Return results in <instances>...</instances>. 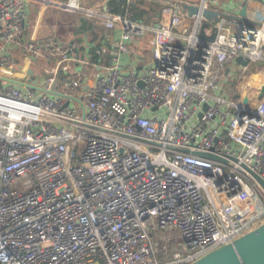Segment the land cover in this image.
Here are the masks:
<instances>
[{"label": "built area", "instance_id": "built-area-1", "mask_svg": "<svg viewBox=\"0 0 264 264\" xmlns=\"http://www.w3.org/2000/svg\"><path fill=\"white\" fill-rule=\"evenodd\" d=\"M28 1L0 0V264H189L264 221V96L242 104L259 81L240 82L264 61V12L254 30L219 0H156L150 22L105 9L118 34L89 61L25 36ZM36 59L55 64L33 83Z\"/></svg>", "mask_w": 264, "mask_h": 264}, {"label": "crops", "instance_id": "crops-1", "mask_svg": "<svg viewBox=\"0 0 264 264\" xmlns=\"http://www.w3.org/2000/svg\"><path fill=\"white\" fill-rule=\"evenodd\" d=\"M60 1H62V0H60ZM106 1L107 0H100L98 3L88 6V7H94L95 10L98 12V14L93 15V16H89V17H85L84 15H82L79 18V22L75 24V28H73L72 30H69L68 29L69 26H67V25L62 26V27H64L62 34H59V36L56 34L55 37H58L59 39H61L63 41H64V39H66V37H68L67 45L74 43L76 45V47L79 46L78 48L74 47L72 49L73 54H79V57H80V54L82 53V51H84L85 52L84 56H85V58H88L89 61H93L92 58H90L91 56H93V54L97 55L98 58H101L99 54L95 53V50L99 47H102L103 41L110 43L117 36L118 31H111L108 29V32H99L101 26H104L103 25V19L100 16V12H104V10L107 9L106 6L104 5ZM152 1H156V0H152ZM180 1L197 3L198 0H196V1L180 0ZM219 1L221 3L225 4L224 5L225 10L227 9L229 12H236L238 8L240 9L239 5H234V0H219ZM33 3H36V1L33 0V1L27 2L28 16H27L26 27L24 29V35L27 37H30V38H33L32 36L34 34V31H35L34 25L32 27L30 24L31 19L34 16V7L32 5ZM157 3H159V1H157ZM147 6L151 7L155 16L158 17L157 10H158V7L161 5H147ZM88 7H84V8H88ZM84 8H82L81 10H78V11H74V12H79V13L82 12V14H85ZM246 12H247L246 16H248L249 19L254 20L256 15H258L260 12H264V0H249L248 3L246 4ZM237 13H238V11H237ZM81 19H83V24L81 22ZM154 20L155 19H153L151 21H154ZM151 36H152L151 33H149L146 35V37H144L142 39V41H143L142 44H144V45H143L142 50H140L138 52L139 54L137 55L139 57V59L142 60V63H143V61H151V51H150V49H151L150 48L151 47V45H150ZM82 37H84V39ZM34 40L35 41H43V39H38V40L34 39ZM15 51L16 50L12 49L14 57L17 60L18 57H20V55L18 52H15ZM17 55H18V57H17ZM81 57H82V55H81ZM105 60H106V58H105ZM73 65L79 66L78 69H76V68L75 69L81 70L82 72L83 71L89 72L92 69V64H90V63L85 64V65H83L82 63H78V64L74 63ZM73 65H72V68H74ZM139 65H141V63ZM253 67H255V69H256L255 71H252ZM14 69L17 70V67L15 66ZM42 71L45 72V70H42ZM36 75H38V74H36ZM247 78H250L251 81H253V83L258 82L260 79H264V61H257V62L250 63L249 76L247 74ZM234 82L236 83V80H234Z\"/></svg>", "mask_w": 264, "mask_h": 264}, {"label": "water", "instance_id": "water-1", "mask_svg": "<svg viewBox=\"0 0 264 264\" xmlns=\"http://www.w3.org/2000/svg\"><path fill=\"white\" fill-rule=\"evenodd\" d=\"M182 6L188 11L189 14L196 13L199 10L198 5L190 4L185 1L182 2ZM202 12L208 19H213V18L216 19L219 14L217 11L211 9H205ZM228 15L246 22L248 26L254 30L256 28L255 26L259 24L257 21L251 20L246 16L247 12H246L245 4L240 6L237 15L236 14H228ZM262 43L263 42H261V44ZM235 61L240 64L247 63V59H242L241 56H237L235 58ZM27 72L30 74V78L28 79V81H32L33 83H35L33 70L28 69ZM3 79L17 83L19 85L23 83L19 80L7 78V77H3ZM239 96H240L239 93L233 95L234 98H239ZM263 96H264V79H260L254 97L253 95H249V90H246L244 94L241 96V102L244 105H249L250 102L253 100V98L259 100ZM238 107H240V104ZM201 154L208 157L221 159L209 153H201ZM255 177L264 186V182L257 176ZM189 264H264V221L259 223L253 229L236 237L231 242L219 245L207 251L206 253H204L194 261L190 262Z\"/></svg>", "mask_w": 264, "mask_h": 264}, {"label": "rangeland", "instance_id": "rangeland-1", "mask_svg": "<svg viewBox=\"0 0 264 264\" xmlns=\"http://www.w3.org/2000/svg\"><path fill=\"white\" fill-rule=\"evenodd\" d=\"M36 3H33V7H34V16L31 19V26L35 27V31L33 34V38L34 39H43V41H48L49 39H56L59 40L63 50L66 49V45L68 42V37H66V39L61 40L58 37H55L56 34L59 36V34H62L63 32V28L62 26H69L68 29L72 30L73 28H75V24L79 22V18L84 15L85 17L86 14H82V12H73V11H67L64 10L60 7H57L56 5H47L43 2H41V0H35ZM56 1L57 0H53ZM59 2H66L68 0H58ZM160 1H164V0H160ZM190 1H196V0H190ZM199 1V0H198ZM197 1V2H198ZM44 4V5H43ZM80 5V4H79ZM89 9L93 10L94 7H88ZM99 32H108V28L101 26ZM144 45V44H143ZM59 57H61L60 54H58ZM18 57V55H17ZM57 57V56H56ZM54 61L51 62V64H48L45 62V60L43 59H36L35 61L29 63L27 65L28 69H32L34 71L35 74H38L40 76L41 81L44 80L46 77L53 75L50 74L49 72H44L42 70L46 69L49 70L51 68L54 67ZM16 67H18L19 69L23 68L26 65V61L20 57H18L17 61H16ZM14 66V65H13ZM74 68L78 69L79 66H75L73 65ZM17 74L20 73L18 71H16ZM249 76V75H248ZM240 82L244 83L248 82L251 85H256L257 83H253V81H251L250 78L243 79ZM239 84V83H238ZM238 84L227 82L225 84V88L227 89V92L233 93L235 92H240L242 89L241 87L238 86ZM237 85V86H236Z\"/></svg>", "mask_w": 264, "mask_h": 264}, {"label": "trees", "instance_id": "trees-1", "mask_svg": "<svg viewBox=\"0 0 264 264\" xmlns=\"http://www.w3.org/2000/svg\"><path fill=\"white\" fill-rule=\"evenodd\" d=\"M100 0H79V4L88 7L98 3ZM108 11L113 13H123L126 9H129L128 12L131 15L142 22H150L151 20H157L151 7L147 5H161L156 1L152 0H107L104 4ZM160 7V6H159ZM158 7V9H159ZM83 24V19H81ZM93 61L97 60V55L93 54L91 56ZM255 67L252 68V71H255ZM231 83H234V79L231 80ZM236 84V83H235Z\"/></svg>", "mask_w": 264, "mask_h": 264}, {"label": "bare ground", "instance_id": "bare-ground-1", "mask_svg": "<svg viewBox=\"0 0 264 264\" xmlns=\"http://www.w3.org/2000/svg\"><path fill=\"white\" fill-rule=\"evenodd\" d=\"M78 47H79V46H78ZM78 47H77V48H78ZM254 85H255V84H254Z\"/></svg>", "mask_w": 264, "mask_h": 264}]
</instances>
